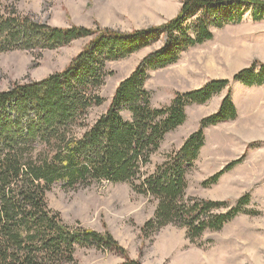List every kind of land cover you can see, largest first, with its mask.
Returning a JSON list of instances; mask_svg holds the SVG:
<instances>
[{
	"label": "trees",
	"instance_id": "obj_1",
	"mask_svg": "<svg viewBox=\"0 0 264 264\" xmlns=\"http://www.w3.org/2000/svg\"><path fill=\"white\" fill-rule=\"evenodd\" d=\"M223 1L251 6L252 19L255 22L264 19V3L258 0H184L179 14L172 20L131 33L107 28L93 32L78 27L51 29L11 11L7 17L0 18L2 51L21 49L22 46L16 47L20 40L26 44L38 40L44 48L53 49L79 38L93 37L63 73L0 91V264L60 262L71 254L75 244L119 250L109 235L103 237L85 230H75L70 235L66 227L49 217L45 192L57 181H65L73 188L94 181L129 183L134 193L157 201L155 217L147 227L159 230L178 223L185 228L189 239H197L206 231H220L242 212V203L248 196L223 213H219L226 208L223 202L183 200L186 174L204 146L203 130L237 118L231 100V82L210 81L198 90L176 94L169 106L160 109L151 107L150 95L145 89L149 71L177 64L183 52L214 38L210 27L221 29L242 21L244 12L240 10L228 11L219 17L220 9L213 6ZM189 20H192L191 35L185 26ZM159 35L166 38L163 47L141 60L116 88L106 113L83 138L76 139L73 129L84 110L102 103L94 92L104 81L105 64L136 54L149 47ZM231 81L248 88L264 87V63H252L237 72ZM223 91L226 94L217 112L201 120L199 129L170 160L135 184L134 180L164 137L185 122V108L205 105ZM123 110L130 114L131 121H124L120 116ZM24 118H27L25 127ZM37 143L45 149L41 158L33 154ZM239 163L237 160L228 164L203 185L216 184L225 171ZM122 264L137 263L127 260Z\"/></svg>",
	"mask_w": 264,
	"mask_h": 264
},
{
	"label": "rangeland",
	"instance_id": "obj_2",
	"mask_svg": "<svg viewBox=\"0 0 264 264\" xmlns=\"http://www.w3.org/2000/svg\"><path fill=\"white\" fill-rule=\"evenodd\" d=\"M183 1L0 0V18L7 17L11 11L33 24L51 29L78 27L93 32L107 28L131 33L172 20L179 14ZM258 1L264 3V0ZM213 7L220 9V18L228 11L240 10L244 12L242 21L221 29L210 27L214 38L183 52L177 64L149 71L145 89L150 95L151 107L160 109L169 106L176 94L198 90L210 81L231 82V100L237 118L203 130L204 146L186 174L183 200L223 202L227 204L219 211L223 213L248 196L242 203V212L220 231H206L197 239H189L185 228L178 223L159 230L147 227L155 217L157 201L151 196L134 193L129 183L94 181L73 188L65 181H57L45 192L49 217L66 227L70 235H74L75 230L103 237L109 235L119 250L75 244L71 254L52 264H122L127 260L137 264H264V93L249 96L250 92L260 90L244 88L239 82L231 81L237 72L252 63H264L255 57L258 47L250 41L257 29L264 31V19L261 23L255 22L252 19L254 9L245 4L223 1ZM191 23L189 20L185 24L190 35ZM92 38H79L53 49L44 48L38 40L29 44L20 40L16 47L22 46L21 49H0V91L63 73ZM165 43V36L159 35L149 47L136 54L105 64L102 68L104 81L94 92L102 103L84 110L73 129L76 139L83 138L106 113L116 88L141 60ZM225 94L223 91L205 105L186 107L185 122L164 137L134 183L139 184L143 178L154 174L159 165L170 160L184 141L199 129L201 120L217 112ZM120 116L124 121H131L126 110L121 111ZM26 122L24 118L22 125ZM34 147V156L41 158L45 152L43 145L37 143ZM48 154L53 155L51 151ZM237 160L240 163L225 171L216 184L203 185Z\"/></svg>",
	"mask_w": 264,
	"mask_h": 264
},
{
	"label": "crops",
	"instance_id": "obj_3",
	"mask_svg": "<svg viewBox=\"0 0 264 264\" xmlns=\"http://www.w3.org/2000/svg\"><path fill=\"white\" fill-rule=\"evenodd\" d=\"M260 22V21H259ZM261 23V22H260ZM226 27V26H225ZM250 41L253 42L255 44V46L258 47V51L260 53L259 56H257L259 53H256L255 54V57L258 58V60H261V61H264V31L263 30H260V29H257V31L255 33H253L252 36H250ZM256 47V48H257ZM256 58V59H257ZM243 86V85H242ZM245 88V87H244ZM248 88V87H246ZM252 88H258L260 90L259 91H256L257 93L255 92H250L249 93V96H251L252 94H260V93H264V87H251V88H248V89H252ZM263 109V108H261Z\"/></svg>",
	"mask_w": 264,
	"mask_h": 264
}]
</instances>
